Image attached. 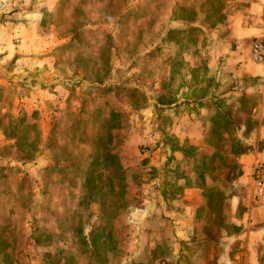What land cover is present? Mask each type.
Here are the masks:
<instances>
[{
    "label": "rangeland",
    "instance_id": "374dc122",
    "mask_svg": "<svg viewBox=\"0 0 264 264\" xmlns=\"http://www.w3.org/2000/svg\"><path fill=\"white\" fill-rule=\"evenodd\" d=\"M6 2L5 20L30 9L43 48L30 60L0 53L9 82L0 86V264H156L162 251L155 240L142 245L137 227L150 215L138 213L156 201L155 178L161 189L180 183L149 159L159 139L179 140L161 104L182 88L206 95V85L174 82L193 73L183 53L207 28V0ZM205 157L194 161L207 167ZM227 197L210 201L229 207ZM223 211L202 219L231 221Z\"/></svg>",
    "mask_w": 264,
    "mask_h": 264
},
{
    "label": "crops",
    "instance_id": "0c3cea01",
    "mask_svg": "<svg viewBox=\"0 0 264 264\" xmlns=\"http://www.w3.org/2000/svg\"><path fill=\"white\" fill-rule=\"evenodd\" d=\"M3 18L0 12V53L33 58L43 46L34 41L38 31L30 9L24 17ZM199 33L200 42L183 53V66L193 73L174 83L206 85V95L181 96L182 88L172 100L162 101L163 114L173 118L179 140L159 139L150 165L162 171L158 176L169 169L181 177L178 187L174 182L169 189H161L162 178H155L156 201L138 213L150 215L137 226L147 235L141 244L155 240L162 251L156 264H264V199L255 203L253 178L247 176L264 161V64L254 62L251 48L245 47L255 38L264 39V0H207V28ZM12 36L21 37L20 43L13 45ZM13 71L12 77H18V68ZM2 72L0 86H8ZM51 73L50 68L45 83H52ZM165 125L158 126L161 133ZM201 154L207 167L194 161ZM242 190L248 197L245 202ZM215 195L228 196L230 206L215 207L210 201ZM222 208L231 221L202 219L203 213L216 214ZM150 227L154 238L148 236Z\"/></svg>",
    "mask_w": 264,
    "mask_h": 264
},
{
    "label": "built area",
    "instance_id": "2783aa9c",
    "mask_svg": "<svg viewBox=\"0 0 264 264\" xmlns=\"http://www.w3.org/2000/svg\"><path fill=\"white\" fill-rule=\"evenodd\" d=\"M250 57L254 62L264 64V40L256 39L253 41ZM252 177L256 196L258 198L264 197V161L255 164Z\"/></svg>",
    "mask_w": 264,
    "mask_h": 264
}]
</instances>
